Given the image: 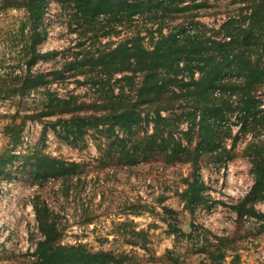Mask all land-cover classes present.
<instances>
[{
    "label": "rangeland",
    "instance_id": "obj_1",
    "mask_svg": "<svg viewBox=\"0 0 264 264\" xmlns=\"http://www.w3.org/2000/svg\"><path fill=\"white\" fill-rule=\"evenodd\" d=\"M11 2L13 0H0V77L5 76V72H20L22 69L17 65L16 57L21 47L10 48V38L24 10L8 7ZM200 2H204L203 6L193 7L185 15L196 13V26L213 35L228 16L239 14L238 8L244 4L233 0H197L196 3ZM48 3L43 21L46 35L38 47L59 53L53 58L40 60L33 69L64 68V77L51 83V90L61 97L75 94L78 102L83 103L81 114H105L107 110H102L105 98L110 95V88L119 84L125 85V105L134 106L136 93L125 81L107 80L105 75L93 69L90 71L89 67L67 70L68 65L64 62L80 52L82 47L77 42L85 37L82 35L79 39V34L70 29L74 27V24H68L70 9L65 10L59 0H48ZM177 22L168 21L167 24L174 28ZM142 24L143 20L136 22L140 28H143ZM123 28L119 36L98 37L102 32L98 30L97 36L85 39L83 47L103 50L106 41H120L136 27ZM260 39L257 46L250 47V52L264 64V41ZM80 70L82 73H78ZM229 76L227 73L223 77L222 88L217 94L218 97L224 95L225 103L220 99L218 102L225 115L216 132L221 147L228 151L201 152L196 163L191 160L193 152L186 155V159L171 162L152 148L135 154V161L128 163L121 151L126 150V145L139 149L148 147L157 134L152 110L158 104L174 106L164 112L170 117L172 126L169 127L176 136L183 138L190 151H194L199 141L198 126L190 132L191 141L186 143L183 132L189 125L176 120L182 109H189V100H177L179 97L172 95L174 103L165 98L164 101L137 106L142 120L130 133L117 129L120 137L126 139L122 142L114 143L115 136H108L104 125L101 129L89 130L75 143H68L50 126L58 117L64 119L66 115L55 114L42 120L31 117L38 114L45 103L40 98L43 89L23 98L6 97L5 92L0 91V154L11 152L17 156L4 172L0 171V264H36L32 251L40 235L33 203L42 201L52 212L62 233L61 243L81 244L90 252L112 253L117 260L111 264H264V223L253 219L248 222L237 216L232 208L253 182L248 147L251 142L264 139V125L251 124V132L237 134L240 106L237 93L240 95L243 91L244 80L242 74L241 77L232 75V80L228 79ZM87 79L97 80V84L93 86ZM231 90H236L237 96H229ZM253 94L264 108V87H257ZM229 128L232 132L228 136ZM18 129L19 141L14 144L13 136ZM34 153L50 155L64 163L76 162L77 165L73 166L75 173L64 177L50 175L36 181L31 157ZM196 174L207 186L203 191L206 201L190 212L184 207L180 192L187 188L186 179ZM164 207L175 210L176 215H171ZM256 207L264 212V202H258ZM174 221L185 232H190L194 225L199 231L206 230V235L227 237L226 258L218 261L219 251L213 247L203 249L200 240L175 241L168 231V222ZM167 249L174 251L173 256L179 259L178 262L168 257ZM213 250L214 257L211 256ZM234 255H238V259L233 263Z\"/></svg>",
    "mask_w": 264,
    "mask_h": 264
},
{
    "label": "trees",
    "instance_id": "obj_2",
    "mask_svg": "<svg viewBox=\"0 0 264 264\" xmlns=\"http://www.w3.org/2000/svg\"><path fill=\"white\" fill-rule=\"evenodd\" d=\"M233 1L244 4L238 8L239 14L228 16L219 25L216 31L218 36L200 31L196 26L198 22L194 21L196 13L185 15L193 7L203 6L204 2L196 3L197 0H59L65 10L70 9L68 24H74L70 29L79 34V39L82 35L85 39H91L97 36L98 30L102 31L98 37L119 36L121 28L136 27L120 41H106L103 50L85 49L83 38L77 42L82 47L80 52L64 62V65H68L67 70L89 67L90 71L96 70L102 76L105 75L107 80L113 79L116 83L125 81L136 93L135 105H125V85H114L102 106L103 111L107 110L105 114L86 115L81 114L83 103L78 102L75 94L61 97L51 90L50 84L64 77V68L49 71L33 69L40 60L53 58L59 53L57 50L43 51L38 47L46 35L43 21L49 7L48 0H13L8 7L24 10L17 29L10 36V48L21 47L16 57L17 65L22 69L20 72H5V76L0 77V91H4L6 97L23 98L43 89L40 90V98L45 103L40 112L31 117L42 120L55 114L66 115L64 119L58 117L50 126L68 143H75L89 130L101 129L104 125L107 126L108 136H115L114 143L122 142L125 138L120 137L117 129L130 133L135 124L142 120L137 106L164 101L165 98L174 103L172 95H175L179 97L177 100L183 98L184 101H190L189 109H182L176 120L189 125L188 130L183 132L186 143L191 141L190 132L198 126L199 141L194 151H190L183 138L176 136L169 127L172 126L170 117L164 112L174 109V106L158 104L152 110L157 134L144 149L126 145V150H121L126 155V162H134L135 154L151 148L163 153L164 159L171 162L186 159L192 152L193 163L197 162L201 152H226L228 150L221 147L216 132L225 115L222 104L218 102L220 99V102L225 103L224 95L218 97L217 94L227 73H230L228 79L234 74L240 77L242 74L244 80L240 95H236V90L229 92V96L236 95L240 101L239 115L235 114L239 121L237 134L251 132V124L264 125V108H261V101L253 94L257 87H264V64L250 52V47L257 46L260 38L264 41V0ZM139 20H143V28L136 25ZM174 20L178 21L177 25L170 28L167 23ZM188 20L189 24H184ZM102 22L104 24L100 26ZM78 73H82L81 70ZM116 74L119 77H114ZM137 78H140L139 81H136ZM86 81L93 86L97 84V80ZM228 130L226 134L229 136L232 129ZM17 131L13 136L14 144L19 141L20 131ZM248 148L253 182L248 191L233 203L232 208L239 217H253L264 223V212L256 207L258 202H264V139L251 142ZM31 157L36 181L50 175L64 177L75 173L73 166L77 165L76 162L64 163L39 153ZM16 158L15 153L0 154V171L4 172V168ZM186 184L187 188L180 192V196L184 207L194 212L196 207L205 203L203 191L207 186L198 174L186 179ZM164 209L173 216L177 213L167 207ZM33 210L40 235L32 251L36 264H111L117 260L112 253L90 252L81 244L61 243L62 233L47 205L43 201L35 202ZM168 231L175 241L194 238L203 242L205 250L208 247L217 249L218 261L227 256L228 238L225 236L206 235V230L199 231L194 225L190 232H185L176 221L168 222ZM173 254V250L167 249L168 257L178 262L179 259ZM211 256H215L214 250ZM236 259L238 255H234L232 262Z\"/></svg>",
    "mask_w": 264,
    "mask_h": 264
},
{
    "label": "built area",
    "instance_id": "obj_3",
    "mask_svg": "<svg viewBox=\"0 0 264 264\" xmlns=\"http://www.w3.org/2000/svg\"><path fill=\"white\" fill-rule=\"evenodd\" d=\"M244 219L246 220V221H248L249 219H253L254 221H256L253 217H248V216H244ZM249 222V221H248Z\"/></svg>",
    "mask_w": 264,
    "mask_h": 264
}]
</instances>
